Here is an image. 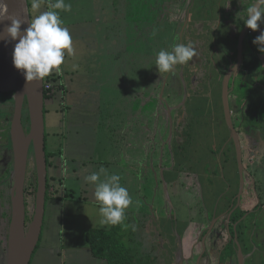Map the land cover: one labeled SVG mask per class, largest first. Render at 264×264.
I'll return each instance as SVG.
<instances>
[{"label":"rangeland","instance_id":"rangeland-1","mask_svg":"<svg viewBox=\"0 0 264 264\" xmlns=\"http://www.w3.org/2000/svg\"><path fill=\"white\" fill-rule=\"evenodd\" d=\"M101 1L103 0H65L66 3H71V12L66 14L60 13L63 17L65 15V24L68 25L79 24L84 20L81 27L84 32V38L86 37L83 40L81 48L74 47V55L65 57V63L61 68H68L69 73H64L63 77H61V74H52L56 76L55 82L57 84L55 83V90L51 93V98L46 100L47 150L49 151L52 148H67V145L69 146L70 141L73 140V154L77 158L80 155L84 156V160L76 159V163L70 158L67 159V163L70 164H68V174L65 175L64 169L60 170V191L63 192L65 190L67 197L70 199L95 202L93 196L94 186L87 184L84 180L85 176L96 171L95 164H98L99 167L102 165V167L107 169L109 174H119L121 176V184L128 191L130 190L129 193L133 199V205L137 204L135 207V209L137 208L136 212L132 214L134 223L132 222L131 225L126 224L127 227H124L123 231H121V233H124L126 246L134 251L136 263L140 261L141 264H187L185 258L190 257L188 255L190 249L187 248L185 237L189 236V238H192L191 230H198L195 224L191 222H195L196 224L204 222L206 221V215L212 213L213 209L208 211L206 202L208 203V198L214 196L215 190L212 188L207 190L204 186L203 196L200 192L201 188H198L200 180L195 175L189 174L190 164H183L174 157L173 145L171 143L173 132L179 130L182 133L184 130L183 123L191 120L192 127L186 132H190L191 134L195 130H199L201 128L199 125H202V123L196 119L199 116L198 114L195 115L193 113V117H190L192 113L186 107H184L182 116L180 115L181 118H177L179 115L177 112L179 110L178 107L184 105L188 97L187 88L180 75V65L176 66V68H179H175L168 75L165 73L159 75L155 67V58L159 50H168L172 45L181 41V34L187 24L174 23L172 17L174 13L178 16L180 15L179 17L181 18L183 16L188 17L189 15H193V17L203 16L202 3H204V0H135L138 21L137 64L136 72H134L135 76L133 73L135 66L131 64L130 74L133 79L131 80L130 91L131 93L138 91V94L136 96L135 131L132 134L133 143H131L133 147L131 148V154H129V141L124 134H128V129H125L120 123L123 119V113L110 111V108L114 105L108 104L110 100H118L123 96L120 94L122 82L117 78L113 79V87L111 88L109 87L110 82L106 79V76L109 75L106 71V64L110 65L106 56H110V53L101 44L102 34L100 30H104V27H102L104 23L100 22L102 18L100 12ZM118 2L119 9L122 10V7H124L122 4H126L127 0H118ZM199 2L200 4H198ZM229 2L230 6L226 7ZM254 2L251 1L247 5L243 4L241 0H225V9L232 13L228 14L224 12L225 15L223 16L226 22L222 21L219 24L222 25V29L220 30H223L220 40L226 41V43L237 42L236 40L240 31L238 28L246 19V8ZM97 7L100 9L99 11ZM94 8L97 11L93 15ZM197 8L200 10L198 14ZM46 10L48 9L45 1L39 11ZM31 11L32 18L38 14L32 9ZM170 11L171 13L174 12L172 16L170 15ZM207 11H204V16L208 15ZM212 17L211 13L210 18ZM145 18L147 22H144ZM150 19L152 25L150 24L149 26L148 22ZM145 23H147L146 26ZM142 24H144L143 28L140 27L143 26ZM215 26L218 25L215 24ZM203 27V23L199 22L198 29L202 30L203 38H200V50H198V56L194 57L193 61L195 64L203 62L202 66L204 67V65H209L210 58L214 59L212 52L214 54L220 53L223 56L225 51H223L224 47L220 48L217 46L215 49L211 46V42L214 41L210 33L211 25L206 24L204 29ZM257 31L259 34L264 32V24H260ZM95 32L96 34H94ZM145 38L146 45L143 43ZM246 49L244 66L235 78V86L231 99L232 113H230L232 117H237L240 111L242 115L244 114V118L240 117V120L237 121V127L243 134L245 133L252 138L253 144L250 145V149L254 152V154L248 155L245 163L247 176L252 180H257L259 189L257 195H260L261 204H264V160L262 156L264 154V81L260 77V61L251 52L252 49L249 44H247ZM216 50H218L217 53ZM254 52L257 53L258 58L264 61V57H262L264 53L259 52L257 48ZM150 56L153 64V75L148 67ZM217 57L218 61L221 62L219 54H217ZM73 65H76L75 69ZM191 66H194V64ZM218 67H212L211 69L207 67L206 73L204 70L201 71V76L195 79V89L200 96L207 93L206 90L209 88L210 81H208L209 79L206 80L207 75L209 73L216 74L215 72L221 69ZM261 70L264 72V67ZM222 72L226 74L227 70L225 69ZM167 78L168 80H166ZM180 81L183 83H180ZM120 83L121 85H119ZM62 84L64 88L61 86ZM133 84L135 85L133 86ZM149 84L150 87H148ZM140 86L144 90L143 88L138 90ZM177 94H179V97ZM131 102H133V98ZM96 106L99 108L98 111L95 108ZM114 110H116L115 106ZM175 118H177V122H174ZM97 120L99 125L104 127L101 128L99 145L96 143L90 144V147L86 144L84 146V143L82 145L80 139L81 137L84 138L85 128H90V125ZM204 120L207 119L205 118ZM220 130L221 132L226 131L224 126ZM166 137L169 138L168 141ZM84 147H89L90 149L88 148L87 150ZM201 147L200 145L199 148ZM70 167H74L78 171H75V173ZM29 168L30 178L28 185L36 181L35 161L33 157L29 161ZM207 170L208 174H210V168H207ZM170 173H173L174 177L177 176L178 179L176 181L168 180ZM60 180L58 179V181ZM205 181H208V184L212 186L213 177H202L201 183L204 184ZM53 182L50 178V185ZM196 186L197 189L195 188ZM222 187L220 192L226 190L225 186ZM192 189H195L194 198L191 196ZM33 190L34 188H32ZM196 190L199 192H196ZM134 191L136 195H134ZM48 195L49 208L52 195L50 193ZM245 195L248 196V199L243 202L242 207L247 211L252 210L249 215L250 218L255 219L257 211H255L256 208L254 206L258 203L255 198V191L249 188ZM27 197L32 220L36 199L32 195ZM204 198H206V201ZM196 206L202 213L208 211L207 214L201 213L199 218V215L195 216L197 211ZM47 213L46 225L49 221V209ZM168 220L172 221V234L167 230ZM225 220V217H223L219 223L217 221L212 222L214 226L217 223L218 225L215 229H212L211 239L213 245L210 248L211 254L217 250L218 241L223 238L224 230L226 229ZM248 225L250 226V222H248ZM156 226L163 234V237L159 239L161 244L156 242L160 234L158 232L154 234L153 232ZM242 227L244 228V226ZM206 230L207 227L205 226L203 231L206 232ZM138 233L139 235H137ZM204 241L200 244L198 236L195 238L193 244L196 248L195 257L201 254L203 246L208 244V240L204 238ZM156 246L161 256H156L155 251L157 249H154ZM237 248H240L238 242ZM255 260L259 261L257 256ZM213 264H216V261Z\"/></svg>","mask_w":264,"mask_h":264},{"label":"flooded vegetation","instance_id":"flooded-vegetation-1","mask_svg":"<svg viewBox=\"0 0 264 264\" xmlns=\"http://www.w3.org/2000/svg\"><path fill=\"white\" fill-rule=\"evenodd\" d=\"M251 1H255V0H241V2L243 4H247V5ZM204 2L207 5L206 10H209V11L211 10L210 12L212 13V16H213V18L208 21V22H210V24H208V25H211L210 33H211L212 38L214 39V41L211 42V46L214 47L215 49L217 46L220 48L224 47L223 51H225V53L222 56L220 53H217L218 50H216V53L219 54V56L221 57V62H220V61H218L217 54H214V52H212V57H214V59L210 58L208 66L204 65V67H203L202 66L203 62L202 63L198 62L195 64V62L193 60L187 64L188 65L187 67H186V64L180 65L179 66L180 72H181L180 75H181V78L183 79L182 81L184 82L185 87L187 88L188 97H189L191 95L190 92H193V93L198 92L195 89L196 84L194 82H196V80H195L196 78L201 76V71L204 70V72H205L207 70V67L210 69L212 67H218V65L221 63V65H219V67H218L221 69L218 72H215L216 74H213V73L210 74L208 72L209 74L207 75V78L210 81V83L208 85L210 93L211 94L215 93V95H219V97L222 100H224V89H225L226 79H227L229 73L235 68L233 66H236L238 64L239 54H240V52H239L240 36H241L242 32L244 31L246 26L243 22L240 25V27L238 28L240 31H239V35L237 37L236 43H234V42L233 43L232 42L226 43V41L220 40L221 34H223V30H220V29H222V25H219V24H221L222 21L226 22L225 17L223 16V15H225L224 12H226L228 14H231L232 12H228L227 9H225L226 8L224 6L225 0H204ZM202 9L201 10L204 12L205 8L203 7V5H202ZM171 11H170V15L172 16L174 12L171 13ZM199 11L200 10L197 8V14L199 13ZM189 16L188 17L183 16L182 18L180 17V20L177 21V23H186L187 24L185 29L183 30V33L181 34V41L179 43H183L185 45L191 44L192 46L196 47V51L198 52V50H200V48H199V45L201 43L200 42V36L202 34V30L198 29V23L199 22L203 23V25L205 27L206 26L205 22H207V19L200 18L201 17L200 15L197 17H193V15H191L190 16L191 18ZM191 23H193V27H194L193 33L190 31L191 30ZM212 23L214 24V26ZM215 24L218 26H215ZM204 27H203V29H204ZM218 31H219V33H217ZM258 33H259L258 31L253 32L250 29L246 32L245 37H244V43H243L242 63L232 73V75L230 77L231 79L233 76H235V75L237 76V73L240 72V70L244 66V63L246 60L245 59L246 51H247L246 48H247V44H249L250 48L252 49L251 52H253L255 57L260 61V77H262L263 81H264V72L261 70L262 67H264V61L262 59L258 58L257 53L254 52V50L257 48V46L252 43L253 40L256 37H258ZM186 40H189V41L187 42ZM262 57H264V54ZM190 64L191 65L194 64V66H191ZM179 67H177V68H179ZM225 69L227 70L226 74H224V72H222ZM165 74L168 75L169 73H165ZM205 77H206V75H205ZM166 80H168V78ZM177 80H178V78H177ZM179 80H180V78H179ZM183 82L180 81V83H183ZM230 83H231V80H230ZM170 85H171V83H170ZM210 85L212 86V89H211ZM13 95H14L13 93H4V94L0 95V179H2V180H0V214H3V211L5 209H6V211L10 210V212L12 210V183H11V177L10 176L12 174L13 166H14V153H13V145H12V137H11V126H12V122H13L14 116H15V103L13 100ZM177 96L179 97V94H177ZM228 97H229L230 112H231L230 84H229V96ZM185 102H186V100H185ZM224 105H225V102H224ZM182 107H183V105L182 106L180 105L178 107V109L180 110ZM45 109H46V105H45ZM182 114H180V115L182 116ZM177 115H178V113H177ZM180 115L177 116L178 119L181 118ZM27 116L29 117V114H28L27 103H25L24 108H23V113H22V121H23V126H24L26 133H28V131H29V126L26 124ZM237 117L236 116L232 117V115H231V119H232L233 125L237 131V134H234V139H233V137H231L228 139V142H227V143H229L228 148L231 149V151L234 149L236 151L234 154L233 153L231 154L233 156V159L236 157L235 158L236 159V162H235L236 166L234 168V171L231 173V172H228L226 170V167L219 170V168H221V166H220V164L218 165V166H220L218 168V171H220L221 176H222V178H218V179H220L222 181V185L226 187V190L220 192L221 188H223V187L215 184V179H214V177H215L214 176V170H215L214 167L215 166H214L213 162L218 160L216 158V156H217L216 154L211 155L209 161L210 160H213V161H210L207 164L208 168H210V170H211L210 174H208L209 172L207 170V175L201 176V175L197 174L196 172H194V170L189 168V170H190L189 174L195 175L200 180V183H198V185H199L198 188H201V190H200L201 193H202V188H204V186L207 190L212 188L213 190H215V193H214L213 197L208 198L209 202L208 203L206 202V206L208 208V211L210 209H213L212 213L210 215H206V221H204V222H198L197 224L195 222H191V223H194L196 226V229H198L197 231L191 230L190 233L192 234V238H189V236L185 235L186 236L185 241H187V248L190 249V253L188 254V255H190V257L185 258V260L187 261L186 262L187 264H197V262H198V264H213L214 261H216V264H264V210H263L264 204L263 203L261 204L260 195H257L259 193V189L257 186V180L256 179L252 180V179H250V177L247 176V174H248L246 171L247 167L245 165V163L248 159V155L254 154V152L250 149V145L253 144V140L250 136H248L245 133L243 134L242 131H240L238 129V127H237V121H238L237 119L238 118ZM177 118H175L174 122H177L176 121ZM182 134H183V132L180 133L179 130H175L173 132V137H172V142H171L172 145L174 142L176 144H180L181 142H183L184 137ZM166 139L168 141L169 138L166 137ZM240 148H241V150H240ZM262 156H263V160H264V154ZM257 157H259V156H257ZM179 162H181L183 164H185V163L190 164L189 162H184V161H179ZM263 164H264V162H263ZM241 165H242V167H241ZM28 172H30L29 163H28L27 174H28ZM223 172L225 173L226 177L230 181H232V183H229L228 182L229 180L227 181L226 179L223 178V176H224ZM168 176H169V174H168ZM211 176L213 177V181H212L213 183L211 182L212 186H210L208 184V181H205L206 184L201 183L202 177L211 178ZM176 179H178V177L177 176L174 177L173 173H170V178H168V180H172V181L175 180L176 181ZM26 186H27V181H26ZM195 188L197 189V186ZM249 188L253 189L255 191V198L258 201L256 206H254L256 208L255 211H257V215H256L255 219L250 218L249 214L251 213L252 210L247 211V210H244L242 207L243 202L248 199V196H246L245 193L247 192V190ZM231 189H234V191L231 192ZM194 191H195V189H192V194H191L192 197L195 195ZM196 192H199V191L196 190ZM27 196H29V194L27 193L26 187H25L27 224H29L31 217H30L29 202H28ZM35 199H36V197H35ZM204 200L206 201V198H204ZM251 202H252V200H251ZM196 210L197 211H196L195 216L199 215L198 216V218H199L200 214L202 212L200 209H197V206H196ZM203 211H206V210H203ZM208 211H206V213H202V214H207ZM1 217H2V215H1ZM223 217H225V219H226L225 220L226 229L224 230L223 238L218 241L217 250H215L214 253L211 254L210 248H212L211 246L213 245L212 239H211L212 238L211 234L213 233L212 229L216 228V226L220 222V219H222ZM150 218H155V217H150ZM160 218H162V217H160ZM166 218H165V220H166ZM215 221H217L218 223L215 224V226H214L212 222H215ZM248 222H250V226L248 225ZM9 223L10 222H5L4 226L7 227L9 225ZM171 223H172V221L168 220V229L167 230L172 234L173 229L171 228ZM210 223H211V225H210ZM205 226L207 227L206 232L203 231V228ZM212 226H214V227H212ZM242 226H244V228ZM8 231H9V227H8ZM153 232H154V234H155V232H158L160 234L159 237L157 236L158 240H156V242L161 244V242L159 240L160 237H163L161 230L156 226V228ZM164 234L166 235V233H164ZM185 234H186V232H185ZM205 235H206V237H205ZM197 236L200 240V244L203 243L204 238L206 240H208V244H206V246L204 245L203 249H202L203 252L201 254H198L195 257L196 248H195V246H193V244H194V240H195V238H197ZM204 242H206V241H204ZM237 242L240 245V248H237ZM254 243H255V245H254ZM173 245H174V243H173ZM252 245H254L255 247ZM156 249H157V251H155V252H156V256H157L160 253H158L159 250H158L157 246H156ZM239 249H240V253H239ZM192 251H194V252H192ZM185 253H186V251H185ZM212 255H214L213 258H212ZM159 256H161V255H159ZM256 256L258 257L259 261L255 260ZM5 259H6V256L4 254V256L0 257V263H1V261L5 260Z\"/></svg>","mask_w":264,"mask_h":264},{"label":"crops","instance_id":"crops-1","mask_svg":"<svg viewBox=\"0 0 264 264\" xmlns=\"http://www.w3.org/2000/svg\"><path fill=\"white\" fill-rule=\"evenodd\" d=\"M45 1L47 5V0ZM198 4H200V2ZM100 6H101V10L98 9V7L97 10L98 11L100 10L102 14V18L100 22L104 23V26H102L104 27V30H100L102 34L101 44L104 45L103 47H105L108 53H110V56H106V59L110 64V65L106 64L107 66L106 71L109 74L107 75L108 77L106 76V79H108V81L110 82L109 87L111 88L113 87V82H112L113 79L117 78L122 82V86L120 88V94L123 97L118 100H113V101L110 100L108 104L111 103L112 105L115 106L116 109L114 110V106H112L110 108V111L113 112L119 111L120 113H123L122 115L123 119L120 121V123L122 126H124L125 129H128V134L127 133L124 134L125 137L127 136V140L129 141L128 142L129 150H130L129 154H131L132 153L131 148L133 147L132 134L135 131L134 125H135V112H136V96L138 94V91L133 93H131L130 91L131 82H132L131 80L133 79V77L130 74L132 67L131 64H134L135 66V69H133V73L136 72V64H137L136 52L138 45V32H137L138 21H137L136 1L127 0L126 4H122V6H124L122 7V10L119 9L118 0H103L101 1ZM97 10L94 8L93 15L96 14ZM61 13L66 14L65 12H61ZM31 17H32V13H31ZM61 19L64 21V26L68 28L72 36L73 47L81 48L83 46V40L86 39V37L84 38V32L82 31L83 29L81 27L84 23V20H82L79 24L75 23L68 25L65 24L66 22L65 15L64 17L63 15H61ZM68 20L71 21V19L69 18ZM144 22H147L146 18ZM173 22L175 23L176 21L174 20ZM146 24L147 23H145V26ZM150 24L152 25L151 19L148 22L149 26ZM142 25L143 26L140 27L143 28L144 24ZM94 34H96V32ZM259 35L260 34L258 33V36ZM143 43L144 45H146V38ZM148 67L150 68V72L153 75L152 72L153 64H152L151 56L149 59ZM61 70H62L61 77H63L64 73L65 74L69 73L68 68H64V69L61 68ZM119 74L120 76H118ZM119 85H121V83ZM134 85L135 84H133V86ZM61 86L63 87V84ZM140 87H138V90L143 88L142 86ZM148 87H150V84ZM132 98H133V102H131ZM95 108H97V106ZM98 110L99 108H97V111ZM90 126H91L90 128L89 127L85 128L84 138L81 137L80 139L82 145L84 143V146L86 144L89 145V147L91 146L90 144L96 143L97 145H99L100 143L99 136L100 133L102 132L101 128H104L102 125H99L98 120L93 122V124ZM72 144H74L73 140L70 141V144L69 146L67 145V148H63V149L52 148L49 151L47 150V152L49 153V157L47 158L48 181L50 178L52 181H54L51 185L49 192L53 194L49 208H48V200L46 202L43 233L40 244L38 246V249L34 255L31 264H107L105 260L96 258L94 256L92 251V246L88 241V233L90 230L93 229L112 230L114 227L102 229L96 225L97 209H98V205L96 204V202H92L89 200H82V199L81 200L73 199V198L70 199L67 197V192L65 190L63 192L60 191V187H59L60 185L59 183H61L60 170L64 169L65 175L68 174V167L70 164L67 163V159L70 158L75 163H76V159L84 160L83 155H80L77 158V156L73 154ZM89 147H84V148L88 150ZM46 148H47V138H46ZM95 167H96V171H98V169L102 167V165H100L99 167L98 164H95ZM70 168H72L74 172L78 171L74 167H70ZM127 174L129 175V173ZM58 179L60 181H58ZM61 185L63 186V184ZM133 193L134 195H136L135 191ZM136 206L137 204H134L130 206L129 209L127 210L125 220L129 225H131L132 222L134 223L132 214H135L137 209V208L135 209ZM48 209H49V221L46 225ZM41 242L43 243L41 244Z\"/></svg>","mask_w":264,"mask_h":264},{"label":"clouds","instance_id":"clouds-1","mask_svg":"<svg viewBox=\"0 0 264 264\" xmlns=\"http://www.w3.org/2000/svg\"><path fill=\"white\" fill-rule=\"evenodd\" d=\"M44 2L45 0H31V9L38 14L31 18L28 27L21 31L25 21L8 15L5 0H0V5L4 6L0 22L10 21L0 32V40L6 43L15 42L13 66L22 72L29 83L43 81L52 73L61 74L66 55H74L72 36L60 15L61 12L71 11V3H66L65 0H47L48 10L39 11ZM229 6L230 2L226 7ZM244 24L253 32L259 29L260 24H264V0H255L246 8ZM253 44L259 52L264 53V32L253 40ZM197 56L196 47L178 42L170 49H161L156 53L155 67L159 75L171 73L176 66L188 64ZM73 68L75 69L76 65H73ZM84 180L94 186L93 196L98 205L96 225L102 229L124 225L127 210L133 205V199L128 189L121 184V176L109 174L107 169L100 167L98 171L85 176Z\"/></svg>","mask_w":264,"mask_h":264},{"label":"water","instance_id":"water-1","mask_svg":"<svg viewBox=\"0 0 264 264\" xmlns=\"http://www.w3.org/2000/svg\"><path fill=\"white\" fill-rule=\"evenodd\" d=\"M7 14L22 21L21 31L28 27L31 17L29 0H5ZM4 6L0 5V14L3 15ZM10 24L6 20L5 27ZM4 27V28H5ZM245 27L240 36L239 61L229 73L225 89L224 102L228 124L234 134L237 131L233 125L229 104V84L232 73L242 63ZM15 42L0 40V95L13 93L15 116L11 126V137L14 153V166L11 174L12 183V210L8 231V246L6 259L0 264H31L41 241L45 221L47 192H48V161L46 152V120H45V90L43 81L27 82L22 72L13 66V49ZM27 103L29 114V131L26 133L22 113ZM34 158L38 191L35 211L32 220L27 224L25 187L27 169L30 158ZM242 167V165H241Z\"/></svg>","mask_w":264,"mask_h":264},{"label":"trees","instance_id":"trees-1","mask_svg":"<svg viewBox=\"0 0 264 264\" xmlns=\"http://www.w3.org/2000/svg\"><path fill=\"white\" fill-rule=\"evenodd\" d=\"M202 5L206 10L207 5L205 4V2L202 3ZM29 6L31 10L30 1H29ZM207 13L208 15L204 16L205 12L203 13L202 11L203 16H201L200 18L207 19V22L205 23L210 24V22L208 21L211 20L213 17L210 18L211 12L209 10L207 11ZM172 17L175 21L180 20V17L175 13ZM193 29H194L193 23H191L190 31L192 33H193ZM200 38H203V34H201ZM186 41L188 42L189 40ZM235 78L236 75L232 77L230 83V103L232 99V92L235 86ZM56 79L57 78L54 75L53 77L54 83H56L55 82ZM206 80H208L207 77ZM210 87L212 89L211 85ZM206 91L207 93H204L201 96L197 92L196 93L190 92L191 95L186 99L185 104L178 111L179 115L182 114L185 106L187 109H190L192 113L190 117H193V113L195 115L197 114L199 115L196 119H198L202 123V125H199L201 127L199 130H195V131L193 130L194 132L190 134V132L188 133L186 132L189 131V129H191L190 127H192L190 123L191 120L183 123L182 126L184 130L182 135L184 137V140L180 144H176L175 142L173 143L174 156L175 159L178 161L189 162L190 163L189 168L194 170V172H196L197 174L204 176L207 175V168H208L207 164L210 161H213V160L209 161L211 155L216 154L217 155L216 158L218 160L213 162L215 166L214 167L215 184L219 186H223L222 181L218 179V178H222L220 171H218V168L221 166V168H219V170H221L222 168L226 167V170L232 173L236 166L235 163L236 157L233 159V156L231 155L232 153L234 154L236 151L235 149L231 151V149L228 148L229 143H227L229 138L233 137L234 139V133L231 131L230 126L228 124V118L225 111L224 100H222L219 97V95H215V93L211 94L209 88ZM51 93L53 92L45 91V101L51 98ZM45 113H46V109H45ZM240 117L241 118L243 117L241 111L238 113V119H237L238 121L240 120ZM205 118L207 120H204ZM26 124L28 126L30 124V120L28 116L26 119ZM222 126H224V128L226 129L225 132H221L220 129ZM204 131H206V133H204ZM200 145L202 146L201 148H199ZM46 152H47V148H46ZM48 157H49V153L47 152V158ZM219 164L220 166H218ZM29 178H30V172H28L27 174L26 191L29 195H32L35 198L37 196V191H38L36 166H35L36 181L28 185ZM223 178L226 179L227 181L229 180L226 177L225 173ZM228 182L232 183V181L230 180ZM47 187H48V192H47V200H48L49 197L48 194L50 193L49 190L51 188L49 181ZM32 188H34L33 191ZM233 191L234 189H231V192ZM203 193H204V188H202V194ZM50 194L52 195L53 193ZM10 218H11L10 210L6 211L5 209L3 211V214H0V257L4 256V254L6 256L7 254L9 226L5 227L4 224L5 222H10ZM126 224L127 222L125 220L124 225ZM124 225L115 226L112 230L93 229L89 231L88 241L92 246V251L96 258L105 260L107 264H141L140 261L136 263L134 251L126 246L124 233L123 232L121 233V231H123L124 229Z\"/></svg>","mask_w":264,"mask_h":264},{"label":"built area","instance_id":"built-area-1","mask_svg":"<svg viewBox=\"0 0 264 264\" xmlns=\"http://www.w3.org/2000/svg\"><path fill=\"white\" fill-rule=\"evenodd\" d=\"M53 77L54 76L51 74L45 78L44 90L47 92H54L55 90V83L53 82Z\"/></svg>","mask_w":264,"mask_h":264},{"label":"bare ground","instance_id":"bare-ground-1","mask_svg":"<svg viewBox=\"0 0 264 264\" xmlns=\"http://www.w3.org/2000/svg\"><path fill=\"white\" fill-rule=\"evenodd\" d=\"M1 15V14H0ZM5 23H6V20H4L3 22H0V32L3 31L4 27H5Z\"/></svg>","mask_w":264,"mask_h":264}]
</instances>
